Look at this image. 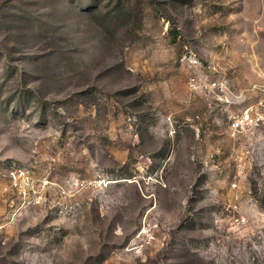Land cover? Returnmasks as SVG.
<instances>
[{"label": "rangeland", "instance_id": "obj_1", "mask_svg": "<svg viewBox=\"0 0 264 264\" xmlns=\"http://www.w3.org/2000/svg\"><path fill=\"white\" fill-rule=\"evenodd\" d=\"M0 264H264V0H0Z\"/></svg>", "mask_w": 264, "mask_h": 264}, {"label": "built area", "instance_id": "obj_2", "mask_svg": "<svg viewBox=\"0 0 264 264\" xmlns=\"http://www.w3.org/2000/svg\"><path fill=\"white\" fill-rule=\"evenodd\" d=\"M244 125H245V123L241 119H234L232 121V124H231L232 128L235 129V130H241V129H243L244 128Z\"/></svg>", "mask_w": 264, "mask_h": 264}]
</instances>
